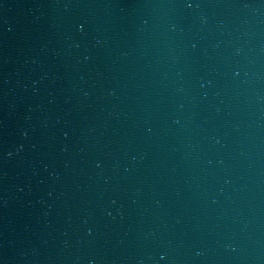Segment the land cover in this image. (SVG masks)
I'll return each instance as SVG.
<instances>
[{"label":"water","instance_id":"water-1","mask_svg":"<svg viewBox=\"0 0 264 264\" xmlns=\"http://www.w3.org/2000/svg\"><path fill=\"white\" fill-rule=\"evenodd\" d=\"M0 264H264V0H0Z\"/></svg>","mask_w":264,"mask_h":264}]
</instances>
